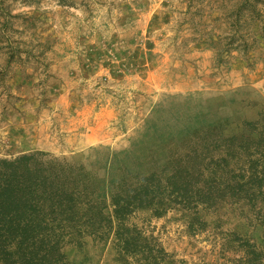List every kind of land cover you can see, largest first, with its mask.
I'll use <instances>...</instances> for the list:
<instances>
[{"label":"rangeland","instance_id":"1","mask_svg":"<svg viewBox=\"0 0 264 264\" xmlns=\"http://www.w3.org/2000/svg\"><path fill=\"white\" fill-rule=\"evenodd\" d=\"M188 1L0 0V157L40 151L103 173L153 150L161 166L179 143L157 134L165 119L189 114L208 125L218 108L234 118L228 127L264 122V40L218 63L216 48L198 41ZM258 8L264 13V0ZM205 21L221 41L229 34ZM159 211L136 209L126 227L153 236L181 264H231L238 253L228 232L261 240L262 227L233 204ZM112 236H82L64 252L71 264H119Z\"/></svg>","mask_w":264,"mask_h":264},{"label":"trees","instance_id":"2","mask_svg":"<svg viewBox=\"0 0 264 264\" xmlns=\"http://www.w3.org/2000/svg\"><path fill=\"white\" fill-rule=\"evenodd\" d=\"M259 4L261 0H189L186 14L200 34L198 41L216 48L221 63L232 51L249 55L264 40ZM206 16L214 26L227 27L222 41L205 31ZM214 111L208 125L188 114L157 126L159 136L179 142L161 166L153 150L119 170L110 164L103 173L40 151L0 157V264H71L65 244L81 246L82 236L104 243L111 233L119 264H181L153 236L126 227V219L142 208L160 213L158 209L180 204L197 214L199 206L223 203L236 205L253 228L262 227L260 241L228 232L225 241L238 253L228 261L264 264V122L242 119L228 127L234 118L222 109ZM222 124L232 129L217 127ZM205 172L210 182L203 179Z\"/></svg>","mask_w":264,"mask_h":264}]
</instances>
